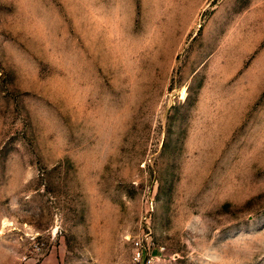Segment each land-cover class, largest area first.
Masks as SVG:
<instances>
[{
	"label": "rangeland",
	"instance_id": "374dc122",
	"mask_svg": "<svg viewBox=\"0 0 264 264\" xmlns=\"http://www.w3.org/2000/svg\"><path fill=\"white\" fill-rule=\"evenodd\" d=\"M264 264V0H0V264Z\"/></svg>",
	"mask_w": 264,
	"mask_h": 264
},
{
	"label": "built area",
	"instance_id": "2783aa9c",
	"mask_svg": "<svg viewBox=\"0 0 264 264\" xmlns=\"http://www.w3.org/2000/svg\"><path fill=\"white\" fill-rule=\"evenodd\" d=\"M130 264H158L163 247L154 248L144 236H136L131 241Z\"/></svg>",
	"mask_w": 264,
	"mask_h": 264
}]
</instances>
